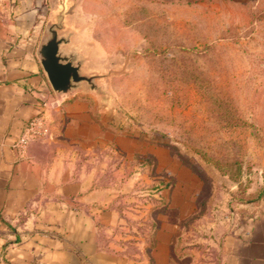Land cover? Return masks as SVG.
<instances>
[{
  "label": "rangeland",
  "instance_id": "rangeland-1",
  "mask_svg": "<svg viewBox=\"0 0 264 264\" xmlns=\"http://www.w3.org/2000/svg\"><path fill=\"white\" fill-rule=\"evenodd\" d=\"M79 12L103 53L96 67L108 73L100 81L110 96L107 173L121 170L125 211L137 216L123 212L122 250L164 190L187 207L163 212L173 224L193 201L208 203L207 221L212 210L256 200L264 189V0H80Z\"/></svg>",
  "mask_w": 264,
  "mask_h": 264
},
{
  "label": "crops",
  "instance_id": "crops-1",
  "mask_svg": "<svg viewBox=\"0 0 264 264\" xmlns=\"http://www.w3.org/2000/svg\"><path fill=\"white\" fill-rule=\"evenodd\" d=\"M69 1V24L81 23L77 40L100 63L80 0H0V264H264V194L239 211L212 210L206 221L208 203L193 201L186 218L185 203L164 190L160 203L145 206L144 231H131L133 247L123 251L116 243L127 230L123 212L137 216L125 211L121 170L107 173L108 109L93 93H75L59 107L50 139L15 148L27 120L55 98L36 49L47 20ZM175 207L185 212L173 224L163 212Z\"/></svg>",
  "mask_w": 264,
  "mask_h": 264
},
{
  "label": "water",
  "instance_id": "water-1",
  "mask_svg": "<svg viewBox=\"0 0 264 264\" xmlns=\"http://www.w3.org/2000/svg\"><path fill=\"white\" fill-rule=\"evenodd\" d=\"M74 6V1L63 3L55 17L47 20L36 55L55 96L90 92L107 105L110 96L101 88L100 81L108 73L97 69V58L77 40L81 23L75 20L70 26L68 21Z\"/></svg>",
  "mask_w": 264,
  "mask_h": 264
},
{
  "label": "built area",
  "instance_id": "built-area-1",
  "mask_svg": "<svg viewBox=\"0 0 264 264\" xmlns=\"http://www.w3.org/2000/svg\"><path fill=\"white\" fill-rule=\"evenodd\" d=\"M63 101V96H55L54 100L43 102L41 109L27 120L22 132L14 143L15 148L22 152L33 141L50 139L52 136L53 117Z\"/></svg>",
  "mask_w": 264,
  "mask_h": 264
},
{
  "label": "trees",
  "instance_id": "trees-1",
  "mask_svg": "<svg viewBox=\"0 0 264 264\" xmlns=\"http://www.w3.org/2000/svg\"><path fill=\"white\" fill-rule=\"evenodd\" d=\"M263 194H264V189L261 190V192L259 193V196H258V198L256 200H258L259 198H261L263 196ZM256 200H254V201H256Z\"/></svg>",
  "mask_w": 264,
  "mask_h": 264
}]
</instances>
